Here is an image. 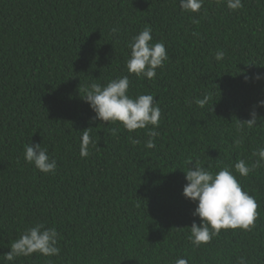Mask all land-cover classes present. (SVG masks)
I'll return each instance as SVG.
<instances>
[{
	"label": "trees",
	"instance_id": "obj_1",
	"mask_svg": "<svg viewBox=\"0 0 264 264\" xmlns=\"http://www.w3.org/2000/svg\"><path fill=\"white\" fill-rule=\"evenodd\" d=\"M242 2L230 10L226 0H204L189 13L179 0H0V264H264V165L247 176L233 167L251 165L264 147V107L255 108L256 126L237 127L264 100V0ZM146 25L170 57L151 80L126 66L128 43ZM122 75L130 96L158 102L155 148L145 147L148 129L94 121L82 99L85 86ZM205 96L201 108L194 99ZM88 127L98 142L82 158ZM29 142L56 159L54 173L25 162ZM189 157L233 170L258 205L251 231L222 229L191 243L188 227L199 218L182 195ZM36 223L56 228L60 254L5 261Z\"/></svg>",
	"mask_w": 264,
	"mask_h": 264
},
{
	"label": "clouds",
	"instance_id": "obj_2",
	"mask_svg": "<svg viewBox=\"0 0 264 264\" xmlns=\"http://www.w3.org/2000/svg\"><path fill=\"white\" fill-rule=\"evenodd\" d=\"M204 0H179V7L184 12L197 13L200 11ZM226 6L230 10H238L243 7L242 0H226ZM118 32L117 28L111 30ZM152 28L146 25L136 35H133L128 43L129 58L126 62L127 72L135 74L138 78L149 80L157 77V68H163L164 63L170 59L163 42L151 43ZM225 56L223 50L215 53V60L221 61ZM261 74H256L252 79L259 80ZM249 77L246 75L245 80ZM130 79L128 75L111 79L106 85L91 83L82 90L85 93L82 99L94 112L92 119L104 123L119 122L124 129L134 132L137 129H148L146 135L149 137L145 147L155 148V139L160 135L159 128L161 109L152 94H138L135 97L129 95ZM209 97L194 99L201 108L205 107ZM264 107V100L257 102L250 111V118L238 121V129L243 131L244 127L251 129L257 125L260 119L255 108ZM151 126V127H149ZM88 127L82 131L80 143V156L89 155V146L97 147L98 140H93ZM112 135L118 131L117 128L109 129ZM241 139L234 141L236 145ZM133 144H139V139L132 140ZM259 159L248 165L245 160H238L234 169L241 176H247L254 169L264 165V147L253 153ZM23 157L26 163L32 164L41 173H54L57 161L50 157L46 147L41 143H27L24 145ZM190 165V167H189ZM186 184L183 186L182 195L185 199L195 203L192 213L199 218V225L194 221L190 227L189 239L195 247L206 244L214 236L220 234L222 229H241L251 231L255 226L257 218V203L255 198L248 192L242 190L240 182L229 167L220 168L213 172L205 167L203 162L193 160L189 157L185 161ZM58 233L55 227H46L43 223L25 229L18 239L14 240L9 251L3 254V259L8 262L18 257H27L33 253H40L45 257L58 256ZM174 264H188L187 259L180 257ZM239 264H246L244 258H240Z\"/></svg>",
	"mask_w": 264,
	"mask_h": 264
}]
</instances>
